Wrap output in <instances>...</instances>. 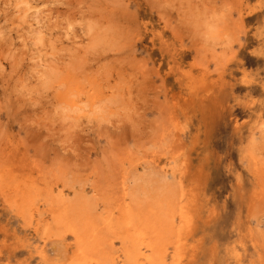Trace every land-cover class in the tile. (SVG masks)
Returning <instances> with one entry per match:
<instances>
[{
  "label": "rangeland",
  "instance_id": "374dc122",
  "mask_svg": "<svg viewBox=\"0 0 264 264\" xmlns=\"http://www.w3.org/2000/svg\"><path fill=\"white\" fill-rule=\"evenodd\" d=\"M153 228L264 264V0H0V264H151Z\"/></svg>",
  "mask_w": 264,
  "mask_h": 264
},
{
  "label": "bare ground",
  "instance_id": "6f19581e",
  "mask_svg": "<svg viewBox=\"0 0 264 264\" xmlns=\"http://www.w3.org/2000/svg\"><path fill=\"white\" fill-rule=\"evenodd\" d=\"M136 181V180H135ZM139 189V188H138ZM141 190H139V192H140ZM144 191V190H143ZM136 192V191H135ZM142 192V191H141ZM128 193V192H127ZM133 193H134V191H133ZM131 194V193H130ZM125 195H126V192H125ZM129 199V198H128ZM127 205V204H126ZM174 207V206H173ZM126 210V209H125ZM165 211V210H164ZM129 212V211H128ZM160 212V211H159ZM127 214V213H126ZM164 214V213H163ZM159 215V214H158ZM121 216V215H120ZM169 216V215H168ZM162 216L160 215V218H161ZM165 217V216H164ZM119 218V217H118ZM129 218V217H128ZM134 218H136V217H134ZM130 219H132V218H130ZM155 220V219H154ZM140 221V220H139ZM144 221V220H143ZM147 221V220H146ZM171 221H172V219H171ZM120 222V221H119ZM130 222V221H129ZM141 222V221H140ZM163 222V221H162ZM145 223V222H144ZM163 224V223H162ZM165 225V224H164ZM158 227H159V225H158ZM74 232H75V234H76V237H77V240H78V242H79V249H81V251L82 252H84V255L86 254L85 252V250L87 249V240H88V236H89V234H88V236H84V235H81V234H79L77 231H75V230H73ZM152 235H153V237L151 238V240L149 241V245H148V247H149V250L151 251V253H150V255H147V254H145L143 251L142 252H139L138 253V255H139V257H145L146 259H148L149 260V262H151V264H158V263H156L155 262V260H156V258H159V259H162L163 258V253H162V251H161V249H159V247H158V240H155L156 239V237H159V235H160V232H159V229H156V228H153V230H152ZM137 233V232H136ZM126 240V239H125ZM95 243V242H94ZM93 243V244H94ZM130 243V242H129ZM125 244H128V243H125ZM129 245V244H128ZM133 245V244H132ZM125 246V245H124ZM131 246V245H130ZM161 246V245H160ZM176 246V245H175ZM89 247V246H88ZM98 247V246H97ZM144 247V246H143ZM131 248H133V246L131 247ZM130 248V249H131ZM93 249V248H92ZM101 249V248H100ZM95 250H97V249H95ZM137 251V250H136ZM126 253V252H125ZM133 254H135V253H133ZM136 255V254H135ZM134 255V256H135ZM82 256V255H81ZM109 257H110V255H109ZM136 257V256H135ZM129 259V258H128ZM144 259V258H143ZM139 262V261H138ZM74 264V263H73ZM93 264V263H92Z\"/></svg>",
  "mask_w": 264,
  "mask_h": 264
}]
</instances>
